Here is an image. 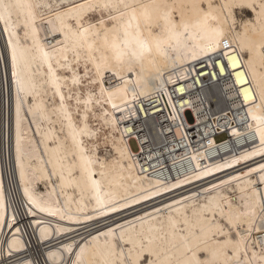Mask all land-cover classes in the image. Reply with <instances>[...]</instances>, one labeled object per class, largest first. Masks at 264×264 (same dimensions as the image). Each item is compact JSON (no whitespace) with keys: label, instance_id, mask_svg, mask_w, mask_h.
<instances>
[{"label":"bare ground","instance_id":"6f19581e","mask_svg":"<svg viewBox=\"0 0 264 264\" xmlns=\"http://www.w3.org/2000/svg\"><path fill=\"white\" fill-rule=\"evenodd\" d=\"M106 2L111 7L97 6ZM193 5L0 0V261L4 252L7 264H122L142 253L155 264H188L211 260L219 250L226 254L217 264H237V257L247 261L253 252L261 254L264 231L242 233L247 238L234 251L229 238L208 229L220 205L248 213L245 219L256 228L264 222V110L254 107L258 97L244 100L245 90L257 96L254 86L236 83L248 69L232 67L233 59L247 65L241 49L248 46H255L259 65L264 16L257 9L244 19L238 14L235 25L231 19L224 24L225 11L219 25L224 44L217 47L221 37L197 26ZM94 12L99 19L90 18ZM181 14L189 24L186 35L178 44L167 41L168 19ZM84 28L88 32L79 36ZM105 29L111 30L107 46ZM158 38L166 41L163 54L155 48ZM138 41L151 51L132 57L140 51ZM91 57L111 69L100 73L101 87L124 85L110 102L108 91H98L106 103L101 117L118 131L105 152L100 127L90 125L87 111L78 119L68 102L93 107L96 93L80 96V63L96 74ZM213 88L231 101L217 112L207 96ZM113 103L116 113L107 107ZM222 133L227 135L219 139ZM88 226L93 228L83 231Z\"/></svg>","mask_w":264,"mask_h":264},{"label":"snow or ice","instance_id":"6c2138e0","mask_svg":"<svg viewBox=\"0 0 264 264\" xmlns=\"http://www.w3.org/2000/svg\"><path fill=\"white\" fill-rule=\"evenodd\" d=\"M98 7L103 8H109L111 7L110 3H103L102 5H97ZM194 7L198 9L199 15L196 19V24L199 27H203L206 30H210L214 32L218 37H221L217 41V47H219L221 44H224V30L221 25V16L225 14V11L227 12L226 18L223 20L222 23L227 24L228 20L231 19L232 24H236V16L239 14L241 17L243 16L245 10H249L250 13H256L257 9H259V16H264V0H223V2H217V0H194ZM8 7V6H4ZM78 7L83 8L84 5H78ZM125 7H129V5H125ZM89 8L92 10H95V7L93 5H89ZM3 16L0 15V19H2ZM146 20H150L151 18L146 16ZM109 19H114V17H109ZM167 19V17H166ZM252 23V21H245L244 26L247 28V24ZM97 24H99L101 27L104 26L105 21L103 19H100L97 21ZM97 24H89V28H95ZM169 27L167 29L168 36L167 41L175 40L177 44L180 42L179 38L182 35H186L189 24L185 21L183 14L179 17V19H168ZM139 27V25H138ZM183 31H180V30ZM111 31L109 29L104 30L103 35V42L104 45L107 46L109 43L108 40V32ZM88 29L84 28L82 33H78L79 36H82L84 33H87ZM97 37L100 36V32L97 31L94 33ZM127 35V33H126ZM138 46L140 51L133 50L131 52L132 57H139L142 56L145 51L150 52L151 48L147 47L143 42L138 41ZM166 43L164 39H156L155 40V48L158 52H161L163 54L164 49L162 48V45ZM78 46L83 47L82 44H78ZM171 46V45H169ZM227 46L226 44L224 45ZM89 49H91V45H88ZM112 47H115V44L112 45ZM259 48L261 49L259 56H260V63L257 65L256 58H255V46H248L241 49L242 52H244L246 55L249 56V60L247 65H243L240 61H237L233 59L232 67H246L248 69L247 73H238L237 74V80L236 83L239 84H250L255 87L257 96H254L251 91L245 90L244 92V100L245 101H254L259 98L260 103L254 104V107L260 108L264 110V71H260V69H264V43H261L259 45ZM45 55H47L45 53ZM117 59H119V55L117 56ZM91 62L93 63L95 72L97 76L99 77V81L92 79V77L89 75V73L92 71V69H89L87 63L85 64L84 68V78L87 79L88 84L95 85L98 82L102 85L104 80L103 77L100 76V73L103 71H111L110 68H108L106 65H103L101 63L96 62L95 57L90 58ZM131 71V69H129ZM245 75H249L251 79L246 80L243 79ZM73 83H80L79 78H74ZM227 83V82H225ZM229 88H232L233 86L229 85ZM101 95L105 91H108V89H105L101 87L100 89ZM118 91V89H117ZM113 93L111 91H108V100L111 101ZM227 95V93H225ZM63 99V97H61ZM112 107L115 109L118 106L116 104H112ZM107 115V113H105ZM255 119V117H254ZM107 123V121H106ZM106 139V138H105ZM262 143H264V137H262ZM99 147V145H97ZM217 211L219 212V218H216L215 212L213 213V216L210 218L209 221V231L212 232L213 235H219L222 237L229 238L228 243H232L234 247V251L239 250V245L243 243V241L247 238V235H251V232L253 230L260 232L264 231V222H262L261 226L259 228L255 227V223L252 220H246L245 217L248 216V213L245 212H238L233 211L231 208V205H229V209L226 211L225 208L220 205L217 208ZM248 224L249 227L245 228L244 225ZM242 233H246L247 235H242ZM235 237L237 239L233 240L232 238ZM261 244V254L257 256L255 252L252 253L251 257L247 261L240 260L239 257H237V264H264V241H260ZM198 251L206 253L209 250L207 248L198 249ZM114 253L112 250H108L107 255L111 256ZM226 254L222 253L221 251L217 250L212 253L213 259H203V260H194L189 261L188 264H217L216 258L221 255ZM151 253H149V256ZM244 256H248L247 249L243 252ZM129 256H131V250L129 252ZM193 256H195V253H193ZM105 264H110V261H105ZM122 264H155V262L150 259L148 256H144L142 253L137 255L136 261H132L129 259L128 261L122 262ZM226 264V262H225Z\"/></svg>","mask_w":264,"mask_h":264},{"label":"rangeland","instance_id":"374dc122","mask_svg":"<svg viewBox=\"0 0 264 264\" xmlns=\"http://www.w3.org/2000/svg\"><path fill=\"white\" fill-rule=\"evenodd\" d=\"M251 16H252V13H250L249 10H245L242 18L244 19L245 17H251ZM99 17H100V15L98 12H94L90 15V18L94 19V20L99 19ZM84 67H85V64L80 63V70L81 71H84ZM91 69H93V68L91 67ZM64 71H65V74H70V71L68 69H65ZM89 75L92 77V79H94V77L97 76L92 71L90 72ZM103 80H104V77H103ZM117 80H119V77H117ZM123 87H124L123 83L118 82V81L113 82V87L111 89L113 95L118 96L121 92V88H123ZM99 89H101V84L99 82L95 85H92V84H88L86 78H83V83L81 84L80 96L82 98L86 97L89 90L91 92L96 93L95 95H93V99H94L93 107L90 109H87L82 103L78 102V104H76L75 101L73 99H70V98H68V102L73 105V106H71V109L78 119L82 117V112L87 111L88 112L87 118L89 120L90 125L93 128L100 127V129L98 130V140H99L100 146L102 147L101 151L105 152V148H103V147H109L111 145V139L116 140V136L118 135V131H117L114 124L109 123V122L106 123L103 120V118L101 117L100 109L106 103H104L103 100L100 99V94L98 93ZM117 89H118V91H117ZM67 95H68V93H67ZM75 105L77 106V109H75V107H76ZM107 107L109 108V110H111L112 113H116L115 109L111 105H107ZM136 115L140 116V111H137ZM134 142L136 143V141L134 139H132L130 141L132 149L136 151L138 149L137 143L135 144ZM86 144L89 145L88 140L86 141ZM40 187L43 188L44 186L41 184ZM98 225L99 224H96V226H98ZM91 228H93V226L85 227L83 229V231H87ZM48 246H50V245H48ZM38 251H39V249H38ZM32 252H34V250H32Z\"/></svg>","mask_w":264,"mask_h":264},{"label":"built area","instance_id":"2783aa9c","mask_svg":"<svg viewBox=\"0 0 264 264\" xmlns=\"http://www.w3.org/2000/svg\"><path fill=\"white\" fill-rule=\"evenodd\" d=\"M207 96L211 100V103H212L211 108L214 112L220 111L223 108L228 107L229 104H231L230 99L225 95V92L223 90H221L220 88L219 89L213 88L212 90H210V92L207 93ZM226 135H227L226 133L219 134L218 138L220 139V137H222V136L224 137ZM187 168H189V167H187ZM180 170H182V169L180 168ZM172 172H173V174H175L173 169H172ZM7 260H8V258H7V256H5V254L3 252L0 264H7L8 263Z\"/></svg>","mask_w":264,"mask_h":264}]
</instances>
